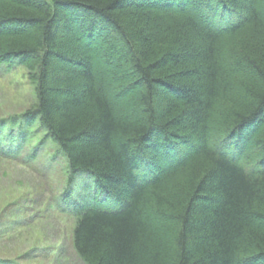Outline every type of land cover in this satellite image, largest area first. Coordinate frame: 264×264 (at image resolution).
Instances as JSON below:
<instances>
[{"label": "trees", "instance_id": "1", "mask_svg": "<svg viewBox=\"0 0 264 264\" xmlns=\"http://www.w3.org/2000/svg\"><path fill=\"white\" fill-rule=\"evenodd\" d=\"M17 66L35 101L4 153L64 151L84 264H264V0H0Z\"/></svg>", "mask_w": 264, "mask_h": 264}, {"label": "rangeland", "instance_id": "2", "mask_svg": "<svg viewBox=\"0 0 264 264\" xmlns=\"http://www.w3.org/2000/svg\"><path fill=\"white\" fill-rule=\"evenodd\" d=\"M26 73L24 66H17L11 73L0 71V122L20 115L34 103V86ZM105 77H110L107 68ZM5 133L0 135V257L22 258L25 264H36L41 260H31L37 247H41L37 254L46 256L45 264H84L72 247L75 219L63 211L70 203L61 200L70 174L64 151L48 138L36 148V155H31L44 133L40 132L31 139L21 138V152L5 154L11 149ZM14 133H18L16 128ZM92 179L87 174L77 175L76 198L86 192L85 186ZM102 204L105 208L116 206L112 201ZM13 215L18 221L10 226Z\"/></svg>", "mask_w": 264, "mask_h": 264}]
</instances>
